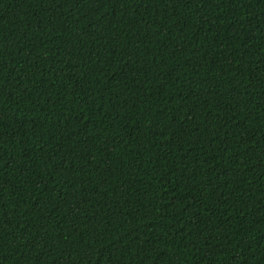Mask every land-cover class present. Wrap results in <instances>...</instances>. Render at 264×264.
Masks as SVG:
<instances>
[{"label":"trees","instance_id":"16d2710c","mask_svg":"<svg viewBox=\"0 0 264 264\" xmlns=\"http://www.w3.org/2000/svg\"><path fill=\"white\" fill-rule=\"evenodd\" d=\"M0 264H264V0H0Z\"/></svg>","mask_w":264,"mask_h":264}]
</instances>
